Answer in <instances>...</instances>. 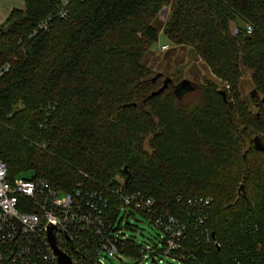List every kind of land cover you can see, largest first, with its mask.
<instances>
[{"label":"trees","instance_id":"1","mask_svg":"<svg viewBox=\"0 0 264 264\" xmlns=\"http://www.w3.org/2000/svg\"><path fill=\"white\" fill-rule=\"evenodd\" d=\"M23 1L0 27V69L10 65L0 77V159L10 179L83 187L115 213L118 190L175 211L179 198H209L216 237L223 219L262 203L264 153L252 140L264 143V0H67L65 18L63 0ZM162 34L172 47L154 54ZM187 62L210 77L177 93L188 69L171 67ZM167 77L173 83L149 98ZM230 251L208 262L224 264Z\"/></svg>","mask_w":264,"mask_h":264},{"label":"built area","instance_id":"2","mask_svg":"<svg viewBox=\"0 0 264 264\" xmlns=\"http://www.w3.org/2000/svg\"><path fill=\"white\" fill-rule=\"evenodd\" d=\"M62 4L60 17L65 18L68 1ZM50 23L49 18L40 24L31 37L47 31ZM246 30L253 33L250 25ZM238 33L237 27L232 30L233 36ZM9 69L5 64L0 77ZM229 89L227 83L221 87ZM114 194L121 201L116 213L108 197L83 187L67 193L45 178L10 179L8 164L0 159V264H61V257L70 264H107L118 255L133 264H162L163 259L210 264L222 246L231 247L224 264H264V199L253 204L249 216L223 219L216 237L209 198H179L175 211L166 200L122 190ZM134 214L156 230L155 244L138 245L122 234Z\"/></svg>","mask_w":264,"mask_h":264},{"label":"rangeland","instance_id":"3","mask_svg":"<svg viewBox=\"0 0 264 264\" xmlns=\"http://www.w3.org/2000/svg\"><path fill=\"white\" fill-rule=\"evenodd\" d=\"M162 21H165V20H162ZM236 27H237V25L235 23L231 24V28H230L231 33H232V30L235 29ZM162 46H164V47H162ZM171 47H172V44L162 34L159 37V41L152 47V52H154V54H159L161 51L162 52L167 51L166 49H170ZM177 68L178 69L179 68L180 69H190V68L199 69L201 71V73L204 74L203 77H205V73H206V78L210 77L206 68L203 67L202 64H200V63L192 64L190 62H187L186 66L183 65V68H182V66H179L178 63L176 65L173 64L171 67V71L174 72L175 69H177ZM158 70L159 69H156V72ZM185 76H186V73H183L184 78H185ZM183 77H182V80L184 79ZM200 79H199V81H200ZM241 86H242L241 87L242 96L245 99H249L254 88L252 86L251 77H250L248 71H244V73H243ZM253 109H254V112H256V108H253ZM129 219H130L131 226L129 227V229L123 230L122 234L127 235L133 242H135L138 245H141L143 243H146V244L147 243L148 244H155L156 243L157 232L153 228V226H151L146 220L141 218L138 214L132 215ZM117 226H118V223H117ZM123 227H124V225H123ZM107 264H133V262L130 261V259L125 257V256L118 255L116 257L109 258V260L107 261ZM149 264H154V263L150 262ZM162 264H173V263H171L170 260L163 259Z\"/></svg>","mask_w":264,"mask_h":264},{"label":"water","instance_id":"4","mask_svg":"<svg viewBox=\"0 0 264 264\" xmlns=\"http://www.w3.org/2000/svg\"><path fill=\"white\" fill-rule=\"evenodd\" d=\"M169 10H170L169 8H165L164 10H162V12L160 13V16H161L160 18L162 20H166L169 14ZM202 66L205 67L203 64ZM198 72H199V69H192V68L188 69V71L186 72L185 78L176 86L177 93L184 94V93L193 91L194 89L193 84L197 81ZM172 83H173L172 78L167 77L163 82V86L158 91L152 93L149 98H153L154 96L161 94ZM220 93L224 97V99H226V93L224 91H220ZM263 102H264V98H263ZM252 142H253V147L255 151L264 153V143L262 142L260 137L258 136L254 137ZM60 263L70 264V262L64 259L63 257H61Z\"/></svg>","mask_w":264,"mask_h":264},{"label":"crops","instance_id":"5","mask_svg":"<svg viewBox=\"0 0 264 264\" xmlns=\"http://www.w3.org/2000/svg\"><path fill=\"white\" fill-rule=\"evenodd\" d=\"M23 0H0V27L4 24L11 11L23 8ZM201 71L198 72L197 80L202 77Z\"/></svg>","mask_w":264,"mask_h":264}]
</instances>
